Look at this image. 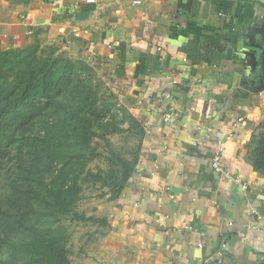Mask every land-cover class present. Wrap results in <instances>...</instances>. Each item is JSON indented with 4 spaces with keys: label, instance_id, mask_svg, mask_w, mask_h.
<instances>
[{
    "label": "crops",
    "instance_id": "obj_1",
    "mask_svg": "<svg viewBox=\"0 0 264 264\" xmlns=\"http://www.w3.org/2000/svg\"><path fill=\"white\" fill-rule=\"evenodd\" d=\"M34 40L83 56L146 130L73 264H264L247 146L264 133V0H0V47ZM220 148L231 177L212 164Z\"/></svg>",
    "mask_w": 264,
    "mask_h": 264
},
{
    "label": "trees",
    "instance_id": "obj_2",
    "mask_svg": "<svg viewBox=\"0 0 264 264\" xmlns=\"http://www.w3.org/2000/svg\"><path fill=\"white\" fill-rule=\"evenodd\" d=\"M41 42L0 47V152L11 147L17 154L25 151L27 160L18 164L15 183L22 180L29 194L26 207L0 204V264H73L65 217L83 191L80 175L95 159L96 125L107 109L93 101L90 76L78 79L77 65L55 54L54 44ZM81 68L90 71L85 63ZM34 122L39 130L27 135L25 127ZM247 146L249 161L264 174V133ZM141 152L132 159L116 158V168L95 175L110 188L112 199L127 188ZM52 167L56 172L48 184L44 174ZM95 220L108 224L106 218Z\"/></svg>",
    "mask_w": 264,
    "mask_h": 264
},
{
    "label": "rangeland",
    "instance_id": "obj_3",
    "mask_svg": "<svg viewBox=\"0 0 264 264\" xmlns=\"http://www.w3.org/2000/svg\"><path fill=\"white\" fill-rule=\"evenodd\" d=\"M41 43L46 45L43 41ZM51 47L56 48L55 54H62L77 65L78 79L87 80V77L90 76L93 101L99 108H107L102 120L96 125L98 135L93 143L96 150L94 153L95 159L90 163L86 171L80 175L83 191L72 213L65 217L67 219L68 232L71 233L73 253L78 254L82 246L85 247L87 243L94 242L93 240L97 235H100L106 229L105 226H101L95 219H107L108 203L113 200L110 197V188L104 185L103 179L97 180L95 175H104L111 168H116L117 166L114 165L116 158L132 159L136 152L142 151L144 145V129L142 126L144 125L142 124L141 126V119L126 104L124 98L112 90L109 82L95 66L86 61L83 56L79 57L75 53L72 54L63 50L62 46L58 44L51 45ZM47 50L49 52L52 51L54 54L51 48H47ZM84 63L90 67L89 72H85L81 68ZM78 79L75 78L77 82H79ZM44 107V103H41L40 110H43ZM38 130L39 124L37 122L25 127L27 135L35 134ZM26 160L27 154L25 151L17 154L16 147L3 149L0 152L1 205L11 206L13 205L12 202H14L17 208L26 207L29 198L27 186L24 185L22 180H20L19 184L15 183V173L18 164H22ZM55 172L56 168L52 167L44 174L48 184L52 182Z\"/></svg>",
    "mask_w": 264,
    "mask_h": 264
},
{
    "label": "built area",
    "instance_id": "obj_4",
    "mask_svg": "<svg viewBox=\"0 0 264 264\" xmlns=\"http://www.w3.org/2000/svg\"><path fill=\"white\" fill-rule=\"evenodd\" d=\"M212 164L214 166L215 169H217L218 171H221L225 174V176L227 177H231L230 172H228L223 164V150L220 148L215 156L213 157L212 160ZM237 181H240L239 179L236 178ZM246 184V183H243Z\"/></svg>",
    "mask_w": 264,
    "mask_h": 264
}]
</instances>
